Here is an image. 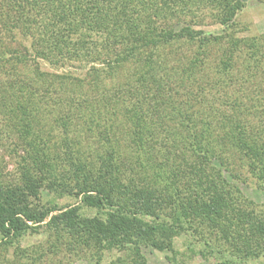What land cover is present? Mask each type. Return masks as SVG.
<instances>
[{"label": "trees", "instance_id": "16d2710c", "mask_svg": "<svg viewBox=\"0 0 264 264\" xmlns=\"http://www.w3.org/2000/svg\"><path fill=\"white\" fill-rule=\"evenodd\" d=\"M248 1L0 0V114L24 152L20 183L0 178V247L41 232L48 246L17 249L22 264L61 245L86 264H148L142 244L175 252L185 237L202 258L224 253L219 264L264 258V204L224 173L227 147L264 183V118L248 123L264 116V81L254 77L264 34L233 28ZM201 9L224 29L196 28L203 21L187 15ZM213 49L217 70L205 74ZM30 53L54 67L78 62L84 76L49 97L39 92L52 85L47 72L20 78L16 64ZM37 101L44 124L32 115ZM42 187L77 203H42Z\"/></svg>", "mask_w": 264, "mask_h": 264}, {"label": "rangeland", "instance_id": "374dc122", "mask_svg": "<svg viewBox=\"0 0 264 264\" xmlns=\"http://www.w3.org/2000/svg\"><path fill=\"white\" fill-rule=\"evenodd\" d=\"M210 11L207 9L198 10H191L188 12L187 17L189 19L202 20L200 26H195L196 28H202L206 33H218L221 32L220 29H224L223 26L216 24L213 22V19L209 15ZM236 26H234V30L237 29L238 31L235 32V35L238 36H250V35H259L264 34V4L260 3L256 0H249L245 7L237 14L235 17ZM210 58L207 61L205 68L203 69L204 73L210 74L213 70H217V59L216 55L214 54V49L210 52ZM64 64L63 66H51L47 62H42L40 59L34 57L33 53H30L27 61L26 66L23 67L21 64H16V68L20 70V78L25 79L28 82L31 76H35L34 70H36V66L42 72H47L49 75V79L52 83L51 86H47L46 83H43V89H39V92L46 91L48 96H53L50 93L51 89H57L56 94L59 95L62 89H59L57 85L63 86L65 88V83L70 80L71 77H83L85 69L81 67L78 62H70ZM135 64V63H134ZM248 64H251V61L244 58V52H240L238 55L237 62L235 64V70L241 76H244L251 70L248 67ZM136 66V64H135ZM263 66L262 69H256L254 72L257 78L256 81H264V71ZM132 68V66H131ZM247 68V69H246ZM17 70V71H18ZM253 71V70H252ZM253 72V73H254ZM123 74V71H122ZM121 77L120 71L115 73L111 80L107 78L108 81H114L117 78ZM55 85V86H54ZM24 91H29V86H23ZM52 87L51 89H48ZM85 88H83L84 91ZM76 92V96H77ZM91 95V94H88ZM61 97V96H60ZM35 105V104H34ZM37 106L34 107L35 118L40 119L41 124H44L47 118L46 116V108L41 105L40 102L37 101ZM264 115V113H263ZM254 117V115H253ZM252 117V118H253ZM120 118V117H119ZM260 118V117H259ZM253 118L248 123L258 124L260 120L261 124L263 122V118ZM115 124V123H114ZM121 136V133H120ZM122 139V137H120ZM23 145L18 139V135L14 127L6 121L4 114H0V178L7 182H15L20 183V161L21 156L23 155ZM224 156L230 159L232 165L230 166V171H225V176L229 181L235 184L240 193L249 201H252L256 204H264V183L260 181L258 177L251 175L246 168H242L240 162L237 160V154L230 152L227 150V147L223 149ZM233 173H239L240 178H231ZM41 192V202L46 203V201H51L53 204L56 202L58 205H66V204H76V200L72 196H58L54 194V192L48 191L45 187L40 189ZM53 202V203H52ZM87 212H89L87 210ZM48 238L46 235L40 233H27L19 239L18 242L14 246H8V248L0 247V264H22L26 260L25 258H21L19 254L21 252H16L17 249H23L24 246H35L40 243H44L45 247L48 246ZM16 245H18L16 247ZM191 245L188 244V241L185 237L177 238L174 241V249L175 252H171L169 250L160 251L148 243H144L141 245V252L146 259L148 264H219L223 262L226 257H224V253L217 255V254H210L205 258H202L198 255L197 249L200 247L199 245H195L192 251ZM46 250V249H45ZM46 255L43 256L41 253H37L36 256V264H86V257L78 255H69L67 250L65 249L64 245H61L56 250H47L45 252ZM113 253L104 256L103 263H110L113 259ZM223 256V257H222ZM234 264V263H231ZM245 264H264V258L259 257L257 259H250L247 260Z\"/></svg>", "mask_w": 264, "mask_h": 264}]
</instances>
